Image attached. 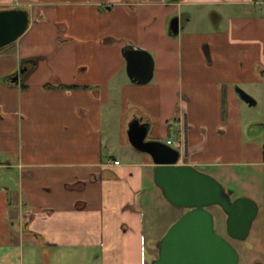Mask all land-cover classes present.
I'll return each instance as SVG.
<instances>
[{
    "label": "crops",
    "instance_id": "0c3cea01",
    "mask_svg": "<svg viewBox=\"0 0 264 264\" xmlns=\"http://www.w3.org/2000/svg\"><path fill=\"white\" fill-rule=\"evenodd\" d=\"M240 2L0 0V9H26L30 20L0 48V153L17 154L0 166L19 169L9 219L24 237L50 250L99 249L101 264H144L146 207L166 197L152 156L130 142L135 118L148 124L147 140L171 141L180 163L228 180L246 170L244 187L264 213V120L250 112L245 121L248 107L264 104V17L237 13L224 27L218 9ZM194 6L212 29L198 27ZM132 47L153 58L146 83L129 75ZM32 58L36 66L24 63ZM20 237L12 232L11 244Z\"/></svg>",
    "mask_w": 264,
    "mask_h": 264
},
{
    "label": "water",
    "instance_id": "95a60500",
    "mask_svg": "<svg viewBox=\"0 0 264 264\" xmlns=\"http://www.w3.org/2000/svg\"><path fill=\"white\" fill-rule=\"evenodd\" d=\"M29 21L26 9H0V48L23 35ZM171 29L179 32V17L171 22ZM206 52L209 56L208 49ZM126 56L131 78L140 83L148 82L154 69L151 54L132 47L126 50ZM237 91L243 100L255 104V99L247 91L241 88ZM147 131L148 124L133 119L128 130L132 146L152 156L155 182L166 199L177 207L188 208L160 239L159 257L152 264H237L238 251L229 239L216 231L215 217L208 207L219 205L227 215L228 235L244 239L259 213V204L247 196L233 199L214 176L193 164L180 163L178 148L160 140H147Z\"/></svg>",
    "mask_w": 264,
    "mask_h": 264
},
{
    "label": "rangeland",
    "instance_id": "374dc122",
    "mask_svg": "<svg viewBox=\"0 0 264 264\" xmlns=\"http://www.w3.org/2000/svg\"><path fill=\"white\" fill-rule=\"evenodd\" d=\"M173 0H165L166 4ZM236 4H225L219 6L224 13L225 22L224 27L228 24V17L234 16L237 13L251 14L255 18L264 17V0H257L255 3H245V0ZM229 3V1H226ZM165 4V5H166ZM189 9L188 7H185ZM217 6L207 8L212 15V11ZM193 9V10H192ZM191 11H197L194 14L195 20H204L198 25L199 28L212 29V22L210 15L205 13L200 6H194ZM210 20V21H209ZM208 58V57H207ZM247 114L249 121L251 113L254 112L256 120H264V104L259 102L257 105L248 107ZM0 159L3 162L10 159L13 163L17 161V154L15 153H0ZM9 160V161H10ZM202 171L214 176L219 180L225 189L229 192L231 197L237 198L239 196L249 195V190L244 187L243 176L248 173L246 170L241 173V168H235L238 173H241L237 179L228 180L222 177L218 169L213 167L200 168ZM248 175V174H247ZM20 172L17 167H9L8 165L0 166V253L5 261L2 264H101V250H50L40 244L36 239L31 237H24L23 230L17 220L10 221L9 212L14 207L12 196L15 195L19 188ZM252 198V197H250ZM253 199V198H252ZM161 205H152L146 207L144 221V241L141 243V248L144 254V264H152V261L157 257V246L160 239L169 229V227L183 214L184 209L177 207L165 201ZM256 201V200H255ZM259 204L260 212L256 216L251 226L249 235L244 239L231 238L226 229L227 215L219 206L210 207V211L215 216V229L222 236L229 239L231 244L239 253L238 264H254L260 261L264 264V213L263 202L256 201ZM12 232L19 234L20 241L17 245L11 244ZM142 249V250H141Z\"/></svg>",
    "mask_w": 264,
    "mask_h": 264
},
{
    "label": "flooded vegetation",
    "instance_id": "af4514ba",
    "mask_svg": "<svg viewBox=\"0 0 264 264\" xmlns=\"http://www.w3.org/2000/svg\"><path fill=\"white\" fill-rule=\"evenodd\" d=\"M212 206H219V205H212ZM212 206H209L208 208L210 209V207H212ZM184 209V212H183V214L188 210V208H183ZM159 245V244H158ZM157 250H158V255H157V257L156 258H158L159 257V248H158V246H157ZM240 261V260H239ZM239 261H238V263H239ZM237 263V264H238ZM254 264H262L260 261H257V262H255Z\"/></svg>",
    "mask_w": 264,
    "mask_h": 264
},
{
    "label": "trees",
    "instance_id": "16d2710c",
    "mask_svg": "<svg viewBox=\"0 0 264 264\" xmlns=\"http://www.w3.org/2000/svg\"><path fill=\"white\" fill-rule=\"evenodd\" d=\"M255 1H257V0H255ZM38 58H32V59H28V60H24V63L26 64V62H28V61H31V60H34V66H36V63H37V60ZM34 66H32V67H34ZM220 207V206H219ZM221 208V207H220ZM222 209V208H221ZM223 210V209H222ZM226 214V213H225ZM215 217V216H214ZM216 223V222H215Z\"/></svg>",
    "mask_w": 264,
    "mask_h": 264
},
{
    "label": "built area",
    "instance_id": "2783aa9c",
    "mask_svg": "<svg viewBox=\"0 0 264 264\" xmlns=\"http://www.w3.org/2000/svg\"><path fill=\"white\" fill-rule=\"evenodd\" d=\"M169 143H171V141H169ZM114 162L117 164V163H119L120 161H119V160H115Z\"/></svg>",
    "mask_w": 264,
    "mask_h": 264
}]
</instances>
